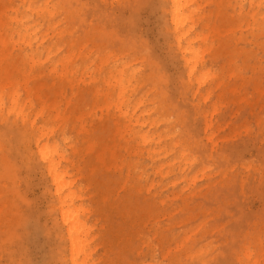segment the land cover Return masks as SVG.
I'll use <instances>...</instances> for the list:
<instances>
[{
    "label": "rangeland",
    "instance_id": "rangeland-1",
    "mask_svg": "<svg viewBox=\"0 0 264 264\" xmlns=\"http://www.w3.org/2000/svg\"><path fill=\"white\" fill-rule=\"evenodd\" d=\"M53 1L61 13L51 25L42 20L39 34L52 37L65 30L63 48L53 60L69 52L65 43L73 38L91 60L111 55L128 64L141 80L132 102L144 96L146 101L137 116L153 108L152 118L161 122L154 128L137 126L156 141L144 145L117 127L119 113L98 99L88 76L86 83L64 87L62 109L79 119L68 123L65 135L58 128L51 142L58 141L82 169L71 174L85 190L84 205L96 236L94 264L259 260L264 244V0L254 5L251 0H198L207 18L196 21L191 38L208 35L207 43L199 40L194 46L214 44V50L196 75L208 70L216 75L202 88L189 78L171 26L170 0ZM19 48L26 47L11 44L8 51L17 57ZM46 57L43 51L42 59ZM51 65L43 66L42 82L48 85L54 82ZM232 69L242 75L232 76ZM58 87L48 91L52 98ZM5 103L9 108L7 98ZM46 120L38 118V126ZM27 130L14 115L0 113V264H70L54 187ZM194 231L199 233L193 256L182 253L174 261L176 247ZM247 251H252L251 261L245 258Z\"/></svg>",
    "mask_w": 264,
    "mask_h": 264
},
{
    "label": "bare ground",
    "instance_id": "bare-ground-1",
    "mask_svg": "<svg viewBox=\"0 0 264 264\" xmlns=\"http://www.w3.org/2000/svg\"><path fill=\"white\" fill-rule=\"evenodd\" d=\"M170 3L172 4L171 26L189 68V78L190 80L196 78L199 88H202L216 77L209 70L196 75L201 65L204 69L205 55L214 50V44H205L204 47L196 48L194 44L199 40L207 43L208 35L203 37L204 34H201L195 38H191V35L195 30L196 21L207 18V14L203 13L204 8L198 0H170ZM254 3L255 0H251V5ZM60 13L61 7L53 0H47L42 4H39V0H0V113L7 112L14 115L26 128L28 127L24 134L35 138L36 152L34 155H37L44 164L54 187L61 224L66 231L70 245V264H94L93 256L97 252L96 236H93L94 226H91L89 222L90 210L84 205L85 190L83 186L78 185L76 175L71 174V170L81 174L82 169L79 164L70 159L67 151L59 145L58 141L51 142L58 128L64 133L62 130L72 119H79L74 112L69 113L67 109H62L64 87L79 86L80 82L86 83L87 78L85 77L88 76L89 86L95 85L98 99L103 97L108 110L115 109L117 110L115 112L119 113L118 117H115L117 127L119 126L127 134H133L135 138L139 137L144 145H150L154 137L137 131V126L149 125L150 128H154L158 127L161 122L159 118H152V113L155 111L153 108L143 111L142 116H137V112L141 110L146 101L144 96L135 104L132 102V98L141 86V80L139 71L130 72L128 64H122L119 59H114L111 55H105L99 60L97 58L91 60L89 55H83L82 48H78V41L73 38L65 43L69 47V52L60 59L53 60L63 48L65 30L55 32L52 37L48 32L41 36L39 34L42 27L41 21L45 19L51 25ZM209 14L213 16V12ZM256 23L255 21L254 25ZM53 28L56 29L55 23ZM234 29H229V32L234 33ZM16 37L17 40H15ZM183 41L187 42L186 46H183ZM46 43L50 45L46 46ZM11 44L26 48H19L21 52L16 57L8 51V46ZM43 51L47 52L45 61L42 59ZM82 58L83 62L79 64V59ZM89 60L94 68L90 63L88 64ZM47 62L52 63L49 70V74L54 77L52 85L42 82V77L45 75L43 66ZM233 74L242 75L238 70H233L232 76ZM57 85L59 91L56 97L52 98L48 91ZM220 85L218 84V87ZM234 92L238 91L235 89ZM22 93L25 94V98ZM212 93H208L203 102H207ZM6 98L10 105L9 108L6 107ZM70 104L71 101L67 103V106ZM214 112L215 109L211 114ZM146 116L149 117L148 120H145ZM40 117H47V120L38 126L37 121ZM50 120L56 123L50 125ZM82 128L85 129V126L83 125ZM36 131L39 134L37 137L34 135ZM90 147L93 146L90 145ZM70 149L73 154L79 151L76 145H71ZM149 152L153 154L155 150L150 149ZM185 157L186 154L182 153L181 158ZM77 202L82 203L77 204ZM3 210L2 204L0 214ZM198 233L192 232L179 243L176 247L177 254L173 258L174 261H179L182 253L186 257L193 256L192 246L194 248L195 237ZM191 242L192 245H189ZM260 244L259 255L264 259V244ZM171 253L172 251L169 250L167 255L171 256ZM252 256V251L245 253V258L249 261L252 260ZM260 258L259 260L256 258L253 264H259Z\"/></svg>",
    "mask_w": 264,
    "mask_h": 264
},
{
    "label": "snow or ice",
    "instance_id": "snow-or-ice-1",
    "mask_svg": "<svg viewBox=\"0 0 264 264\" xmlns=\"http://www.w3.org/2000/svg\"><path fill=\"white\" fill-rule=\"evenodd\" d=\"M121 7L122 8H132V7L139 8V7H142V5H122ZM164 264H167V262L165 261Z\"/></svg>",
    "mask_w": 264,
    "mask_h": 264
}]
</instances>
